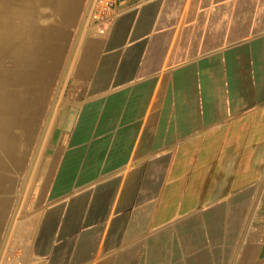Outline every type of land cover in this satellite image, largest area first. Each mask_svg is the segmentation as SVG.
<instances>
[{
    "label": "crops",
    "instance_id": "0c3cea01",
    "mask_svg": "<svg viewBox=\"0 0 264 264\" xmlns=\"http://www.w3.org/2000/svg\"><path fill=\"white\" fill-rule=\"evenodd\" d=\"M91 2L0 0L24 28L18 63L0 48L12 142L51 92L56 30L83 33L39 164L0 156L2 263L264 264V0H116L102 35Z\"/></svg>",
    "mask_w": 264,
    "mask_h": 264
},
{
    "label": "rangeland",
    "instance_id": "374dc122",
    "mask_svg": "<svg viewBox=\"0 0 264 264\" xmlns=\"http://www.w3.org/2000/svg\"><path fill=\"white\" fill-rule=\"evenodd\" d=\"M82 17V15H81ZM80 17V18H81ZM87 22H88V15H87ZM62 28L60 30H56V35L58 38L57 45L55 46V64H54V72L51 78L52 89L50 93H45V101L42 103L45 107L32 109L31 110V119L33 124L27 126L30 128V140H26V142H20V148L26 150V154L31 156L32 167L36 164H39L40 155L43 153V146L45 143V136L52 130V122L55 119L57 111H59L61 105L68 100V95L64 94V100L62 102H57L55 108H51L52 103L56 100V90L58 85L61 81L62 74L64 69L66 68L67 60L75 48V44L78 42L79 37L83 34L81 31L82 24H61ZM90 26V24L88 23ZM91 27V26H90ZM84 31V30H83ZM66 83V82H64ZM69 92V91H68ZM59 101V100H58ZM46 102V103H45ZM25 143V146L23 144ZM28 162L25 165V172L28 170ZM22 170H23V163H22ZM19 182L17 181V199H16V206L15 212L18 214L20 210L18 200V196H22L20 192L22 190L23 183L25 182L24 175L20 174ZM3 212V209L1 210ZM5 220L3 221L0 229V251L2 254H8V243H7V236L8 230H11V226L13 225V221L15 216L13 215L14 212V205L11 204L9 208H6L5 211ZM3 257V256H2ZM0 259V264H3V258Z\"/></svg>",
    "mask_w": 264,
    "mask_h": 264
},
{
    "label": "bare ground",
    "instance_id": "6f19581e",
    "mask_svg": "<svg viewBox=\"0 0 264 264\" xmlns=\"http://www.w3.org/2000/svg\"><path fill=\"white\" fill-rule=\"evenodd\" d=\"M4 20L0 19V48L1 50H6L7 51V55L8 58H12L15 62H19L18 57L20 55H22L23 51H24V47L21 46L19 42H17L16 40L18 39L17 37L19 35H21L24 32V28L22 29L21 32H18V30L15 32H13V29L11 27V29L9 28L8 24H4ZM33 36H35V38L37 37V40H39L37 34L34 33L33 30ZM5 37H7L8 40L5 39ZM39 47L37 46H33L32 47V52L33 54L36 53L38 51ZM44 59H47V54L45 56ZM43 61V60H42ZM40 66L42 64V62H40ZM45 63V62H43ZM24 78V76H23ZM8 80L10 79V81L13 80H17L16 78H7ZM6 84L4 83L1 75H0V156L3 154L7 153V156L9 157V154H13V153H17L18 151H20V141H17V139H19L18 137L15 138V140H13V142L11 141L13 139V136L15 135V125H8V121L7 118L8 116H11L9 113L13 112V94L11 93H6L3 94L2 90H3V86H5ZM15 98L17 99V93L15 95ZM27 112V114H29V110L28 108H24L22 109L23 112ZM25 119V121H29L30 122V116L26 115L25 117H23ZM23 119V120H24ZM18 122H23L22 119L21 120H17ZM22 127L27 129V124L24 125L22 124ZM11 137V138H7V137ZM7 138V140H6ZM13 145V149L11 148V145ZM24 145V144H23ZM10 146V148H9ZM8 148L10 149V151H8ZM23 155V153H22ZM17 156V155H16ZM21 156V155H20ZM11 159V158H9ZM0 164H1V160H0Z\"/></svg>",
    "mask_w": 264,
    "mask_h": 264
},
{
    "label": "built area",
    "instance_id": "2783aa9c",
    "mask_svg": "<svg viewBox=\"0 0 264 264\" xmlns=\"http://www.w3.org/2000/svg\"><path fill=\"white\" fill-rule=\"evenodd\" d=\"M116 0H92L88 22L99 34H105L116 18Z\"/></svg>",
    "mask_w": 264,
    "mask_h": 264
}]
</instances>
